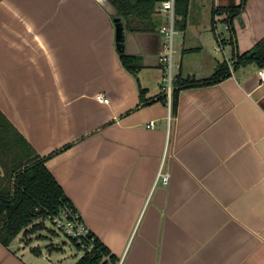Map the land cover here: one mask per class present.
I'll return each instance as SVG.
<instances>
[{
  "label": "crops",
  "instance_id": "obj_1",
  "mask_svg": "<svg viewBox=\"0 0 264 264\" xmlns=\"http://www.w3.org/2000/svg\"><path fill=\"white\" fill-rule=\"evenodd\" d=\"M198 1L200 22L192 0L174 10L172 76L189 81L169 102L161 1L148 30L126 29L123 63L109 0H0V111L106 264H264V64L237 63L264 39V0ZM17 239L0 264H40Z\"/></svg>",
  "mask_w": 264,
  "mask_h": 264
},
{
  "label": "trees",
  "instance_id": "obj_2",
  "mask_svg": "<svg viewBox=\"0 0 264 264\" xmlns=\"http://www.w3.org/2000/svg\"><path fill=\"white\" fill-rule=\"evenodd\" d=\"M109 1L116 9V16L122 18L125 29L146 31L153 25L156 3L162 0ZM188 3L189 0L176 1L175 10L181 17L186 16ZM242 5L243 2L228 8L229 16L239 15ZM117 51L125 63L128 56L125 52ZM252 61L264 64V39L253 50L237 58V63ZM217 74L221 77L222 69ZM187 81L177 76L173 83V95L177 89L175 87L183 86ZM45 159L34 152L0 111V243L4 246H9L20 233L27 237L36 228L42 227L44 220L56 214L61 206L73 205L46 168ZM33 222L32 228L28 229ZM73 245L79 252L78 245ZM95 248L93 254H81L74 264H106L109 253L98 238Z\"/></svg>",
  "mask_w": 264,
  "mask_h": 264
},
{
  "label": "built area",
  "instance_id": "obj_3",
  "mask_svg": "<svg viewBox=\"0 0 264 264\" xmlns=\"http://www.w3.org/2000/svg\"><path fill=\"white\" fill-rule=\"evenodd\" d=\"M175 4L176 0H162L159 5V10L163 12L167 18V24L161 27L159 31L161 34H163L166 42L163 46V52L161 53V61L163 62L165 67V85L166 95L168 96V99L170 98L174 81V77L172 76V57L175 53V49L173 47V37L177 34L174 29ZM233 63V60L229 61L228 65L230 66V68L232 67ZM257 74L260 80L264 81V65L260 67V69L257 71ZM96 98L100 102H109V99L106 98L102 93L97 94ZM158 176H161V181L163 184H167L169 179L167 174H162L161 172H159ZM46 219L53 224L56 232L62 234L67 239H70L72 244L76 243L80 248L79 252L81 254L94 253L96 249L95 240L97 239V237L83 221L81 214L78 212L75 206L71 204H65L59 208L56 214L51 215ZM61 243L64 244V241H62ZM102 259H105V256H102Z\"/></svg>",
  "mask_w": 264,
  "mask_h": 264
},
{
  "label": "rangeland",
  "instance_id": "obj_4",
  "mask_svg": "<svg viewBox=\"0 0 264 264\" xmlns=\"http://www.w3.org/2000/svg\"><path fill=\"white\" fill-rule=\"evenodd\" d=\"M190 9L194 15L193 20L196 21V18L199 22L203 20L204 13L198 0H192ZM196 12L199 16L196 15ZM178 44L179 38L176 34L174 36V47L178 46ZM175 57L177 56L175 55ZM173 71L175 72V67L173 68ZM35 222L30 224L28 229L32 228ZM22 236L23 234L20 233L17 237L18 239L16 238L18 242H22ZM28 237H30L29 240H31V246L42 253L43 260L40 259V264H72L73 261L81 255V253L73 247L70 239H67L62 234L56 232L53 224L47 219H45L42 227L36 228L32 234L28 235ZM62 241H64V244L61 243Z\"/></svg>",
  "mask_w": 264,
  "mask_h": 264
},
{
  "label": "water",
  "instance_id": "obj_5",
  "mask_svg": "<svg viewBox=\"0 0 264 264\" xmlns=\"http://www.w3.org/2000/svg\"><path fill=\"white\" fill-rule=\"evenodd\" d=\"M113 23L115 26L116 48H117V50L124 52L126 29H125L123 20L121 19V17L117 16V17L113 18Z\"/></svg>",
  "mask_w": 264,
  "mask_h": 264
}]
</instances>
